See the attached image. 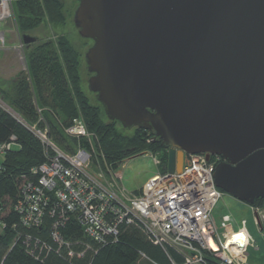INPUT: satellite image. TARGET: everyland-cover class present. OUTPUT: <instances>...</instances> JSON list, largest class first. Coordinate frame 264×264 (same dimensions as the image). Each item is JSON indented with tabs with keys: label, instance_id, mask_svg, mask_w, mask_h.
I'll use <instances>...</instances> for the list:
<instances>
[{
	"label": "water",
	"instance_id": "water-1",
	"mask_svg": "<svg viewBox=\"0 0 264 264\" xmlns=\"http://www.w3.org/2000/svg\"><path fill=\"white\" fill-rule=\"evenodd\" d=\"M73 22L107 120L151 131L170 174L186 153L217 155V187L264 198V0H78Z\"/></svg>",
	"mask_w": 264,
	"mask_h": 264
},
{
	"label": "trees",
	"instance_id": "trees-1",
	"mask_svg": "<svg viewBox=\"0 0 264 264\" xmlns=\"http://www.w3.org/2000/svg\"><path fill=\"white\" fill-rule=\"evenodd\" d=\"M14 11L21 35L36 32L46 19L54 27H65L68 22L62 0H16ZM56 35L31 43L25 50L27 71L18 73L7 87H0L1 98L25 122L0 106V144L12 135L16 137V148L13 146L1 158L0 264H38L28 246L41 254L45 264H140L144 259L149 264H172V260L182 263V257L174 249L156 244L139 222L121 225L116 242L97 244L83 234L74 217L68 216L59 231L70 243L69 248L60 246L53 238L56 217L51 214L44 216L41 226L23 223L22 214L16 210L23 186L37 179L32 169L48 161L44 144L27 125L48 126L54 142L70 149L78 142L67 137L64 128L73 119L82 117L88 130L97 137L99 156L102 154L112 169L145 152L159 157V170L168 169L169 148L161 140L153 141L151 131L142 128L127 131L118 122L105 118L101 105L84 82V54L67 34ZM253 205L264 206V198ZM208 260L210 264H221Z\"/></svg>",
	"mask_w": 264,
	"mask_h": 264
},
{
	"label": "built area",
	"instance_id": "built-area-1",
	"mask_svg": "<svg viewBox=\"0 0 264 264\" xmlns=\"http://www.w3.org/2000/svg\"><path fill=\"white\" fill-rule=\"evenodd\" d=\"M15 1L0 0V49L19 32ZM20 36L14 49L18 50L27 71L25 44ZM0 106L5 108L1 98ZM18 119L25 124L23 119ZM27 127L44 144L48 161L32 169L37 179L23 186L21 200L16 205L25 225L41 226L44 216L51 214L56 217L53 238L60 246L69 248L70 243L59 231L68 216L74 217L82 226L83 234L97 244L116 242L121 225L139 222L156 244L172 248L182 257V263L172 260V264H210L208 259L221 264H248L249 250L255 241L247 228V220H238L229 213L219 220L215 217L223 192L214 177L219 163L217 155L186 153L180 172L170 174L168 169L159 170L139 190L129 192L122 183L123 175L118 169H112L102 154L99 156L97 137L88 130L82 117L73 119L64 128L65 135L78 142L70 149L56 145L48 126ZM15 145L14 135L0 144V169L1 158ZM152 155L159 167V157ZM90 163L95 169L88 168ZM248 205L262 232L264 212ZM237 235L244 236L241 247L234 239ZM28 251L38 264H45L35 248L28 246Z\"/></svg>",
	"mask_w": 264,
	"mask_h": 264
},
{
	"label": "rangeland",
	"instance_id": "rangeland-1",
	"mask_svg": "<svg viewBox=\"0 0 264 264\" xmlns=\"http://www.w3.org/2000/svg\"><path fill=\"white\" fill-rule=\"evenodd\" d=\"M62 1L65 3L68 12V22L65 27H54L46 19L43 21L40 28H38L36 32L31 33V35L37 37L38 40L36 42H38L49 37L54 38L57 36L56 33L67 34L74 46L82 54H84L86 48L90 45V42L80 37L78 29L75 27L73 22V14L77 6V2L76 0ZM20 35V32L13 34V36H11L7 42L6 47L0 49V87L2 88L7 87L8 84L16 77V75L20 72H23L25 69L23 62L20 59L18 50L14 49V47L20 41ZM26 49L27 48L25 45V50ZM82 74L84 76V82L87 86L86 79L89 74L86 70L85 61L82 62ZM93 98H95V95H93ZM17 117L22 119L20 115ZM88 165V168L95 169L91 163ZM118 171L123 175V185H125L129 192H135L136 190H139L152 175L157 173L159 168L155 164L154 156L150 152H147L127 158L119 166ZM255 207L260 209V213L264 212V206L255 205ZM228 213L233 215L238 220L242 218L247 220V228L255 241V245L249 250L250 257L248 264H264V222L261 232L255 224L254 214L250 206L247 203L242 202L223 191L222 197L219 199L216 205L215 217L217 220H219L222 215ZM140 264H149V261L144 259Z\"/></svg>",
	"mask_w": 264,
	"mask_h": 264
},
{
	"label": "flooded vegetation",
	"instance_id": "flooded-vegetation-1",
	"mask_svg": "<svg viewBox=\"0 0 264 264\" xmlns=\"http://www.w3.org/2000/svg\"><path fill=\"white\" fill-rule=\"evenodd\" d=\"M218 160H219V162H220V161H222L223 159H222L220 156H218Z\"/></svg>",
	"mask_w": 264,
	"mask_h": 264
},
{
	"label": "clouds",
	"instance_id": "clouds-1",
	"mask_svg": "<svg viewBox=\"0 0 264 264\" xmlns=\"http://www.w3.org/2000/svg\"><path fill=\"white\" fill-rule=\"evenodd\" d=\"M237 239H239V236L237 237Z\"/></svg>",
	"mask_w": 264,
	"mask_h": 264
}]
</instances>
